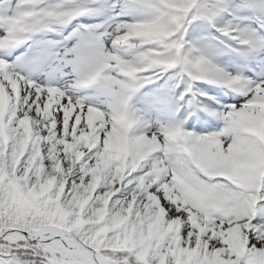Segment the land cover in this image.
I'll return each instance as SVG.
<instances>
[{"label":"snow or ice","instance_id":"6c2138e0","mask_svg":"<svg viewBox=\"0 0 264 264\" xmlns=\"http://www.w3.org/2000/svg\"><path fill=\"white\" fill-rule=\"evenodd\" d=\"M0 264H264V0H0Z\"/></svg>","mask_w":264,"mask_h":264}]
</instances>
